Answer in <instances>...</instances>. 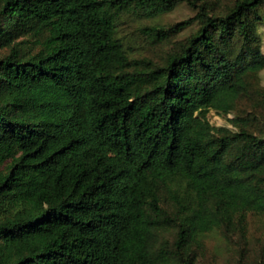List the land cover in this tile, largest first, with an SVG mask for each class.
<instances>
[{
	"label": "trees",
	"instance_id": "trees-1",
	"mask_svg": "<svg viewBox=\"0 0 264 264\" xmlns=\"http://www.w3.org/2000/svg\"><path fill=\"white\" fill-rule=\"evenodd\" d=\"M185 1L141 28L160 43L197 21L177 49L128 55L123 15ZM208 1L0 0V264H196L204 234L264 214V134L207 118L264 69V0Z\"/></svg>",
	"mask_w": 264,
	"mask_h": 264
},
{
	"label": "rangeland",
	"instance_id": "rangeland-1",
	"mask_svg": "<svg viewBox=\"0 0 264 264\" xmlns=\"http://www.w3.org/2000/svg\"><path fill=\"white\" fill-rule=\"evenodd\" d=\"M233 1L208 2L216 12L226 10ZM195 12L196 9L185 1L177 4L171 11L152 18L139 14L123 15L118 22L119 36L130 57L163 61L198 28V22L194 21L174 37L160 43L151 41L142 33L141 28L147 25L166 26L189 18ZM262 12L264 13V7ZM259 31L264 55V22L260 25ZM17 41H20L23 52L32 53L39 48V44L29 33L14 40ZM7 51V46L0 47V54ZM207 118L213 126L230 132L246 127L253 133L264 134V69L251 79L249 88L236 99L230 112L220 114L209 110ZM241 215L235 216L234 228L229 231L225 232L218 228L200 238V246L192 249L196 264H256L264 261V214L245 211ZM174 236L175 230L172 227L162 228L157 233V240H172Z\"/></svg>",
	"mask_w": 264,
	"mask_h": 264
}]
</instances>
